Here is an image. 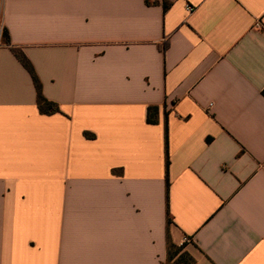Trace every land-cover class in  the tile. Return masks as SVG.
Instances as JSON below:
<instances>
[{"label": "crops", "instance_id": "crops-1", "mask_svg": "<svg viewBox=\"0 0 264 264\" xmlns=\"http://www.w3.org/2000/svg\"><path fill=\"white\" fill-rule=\"evenodd\" d=\"M0 26V264H163L167 237L264 264V0H0Z\"/></svg>", "mask_w": 264, "mask_h": 264}, {"label": "trees", "instance_id": "trees-1", "mask_svg": "<svg viewBox=\"0 0 264 264\" xmlns=\"http://www.w3.org/2000/svg\"><path fill=\"white\" fill-rule=\"evenodd\" d=\"M7 38V34L3 32V37ZM12 51L14 52L16 58L19 60V62L23 65V67L27 70V72L30 74L31 79L33 81V85L36 91V104L40 111V113L45 115H50L59 112V107L57 104L47 100L41 91V83L35 74V71L33 67L31 66L30 62L27 60L25 55L19 51L16 48L12 47ZM262 95H264V91H262ZM147 123L149 124H155L157 122V107L150 106L147 108V117H146ZM168 154H167V139H166V158H165V166L166 171L168 169ZM167 187H168V181ZM170 224V218L169 214L167 212V228ZM167 257L166 261H174V264H196L193 258L186 252H182V246H175L173 245L168 237H167Z\"/></svg>", "mask_w": 264, "mask_h": 264}, {"label": "built area", "instance_id": "built-area-1", "mask_svg": "<svg viewBox=\"0 0 264 264\" xmlns=\"http://www.w3.org/2000/svg\"><path fill=\"white\" fill-rule=\"evenodd\" d=\"M186 10L188 11V12H192L193 11V7H191V6H187L186 7ZM255 27L256 28H260L261 27V23L260 22H255ZM0 34H1V26H0ZM190 241V239L189 238H187V237H185L184 239H183V243H188Z\"/></svg>", "mask_w": 264, "mask_h": 264}, {"label": "rangeland", "instance_id": "rangeland-1", "mask_svg": "<svg viewBox=\"0 0 264 264\" xmlns=\"http://www.w3.org/2000/svg\"><path fill=\"white\" fill-rule=\"evenodd\" d=\"M163 264H174V261L170 260V261H165Z\"/></svg>", "mask_w": 264, "mask_h": 264}]
</instances>
